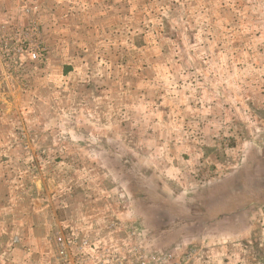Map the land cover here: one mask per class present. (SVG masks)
Instances as JSON below:
<instances>
[{
  "label": "rangeland",
  "instance_id": "1",
  "mask_svg": "<svg viewBox=\"0 0 264 264\" xmlns=\"http://www.w3.org/2000/svg\"><path fill=\"white\" fill-rule=\"evenodd\" d=\"M207 55L212 78L246 62L238 68L249 83L252 121L264 124V0H0V264H78L81 252L92 264L87 239L195 264L192 255L202 261L207 245L196 231L250 226L253 211L237 224L238 212L214 210L215 185L207 183L215 168L203 167L201 185L183 194L163 177L179 150L163 121L193 117L195 97L207 92L205 77L197 84L192 76L194 60ZM156 60L166 62L156 67L164 77L144 80L143 66ZM186 88L194 101L181 115L165 114L155 95ZM193 133L186 127L182 135ZM251 133L239 170L264 194V126L261 138ZM241 137L230 128L213 138L225 155ZM206 202L211 212L200 211ZM209 215L215 225L207 228ZM59 238H73L66 263Z\"/></svg>",
  "mask_w": 264,
  "mask_h": 264
},
{
  "label": "crops",
  "instance_id": "2",
  "mask_svg": "<svg viewBox=\"0 0 264 264\" xmlns=\"http://www.w3.org/2000/svg\"><path fill=\"white\" fill-rule=\"evenodd\" d=\"M199 47V45L196 46L197 51L200 49ZM223 48L224 47H220L219 49ZM194 61V68L197 74L193 72L192 76L195 77L197 84H199L201 79L205 77V83L207 86L206 94L202 96L198 95L195 97V100L199 99L200 102L206 100L207 102L205 105L200 102L193 103L195 113L192 118L181 115L184 112V109L181 110V108H184L188 103L191 104L194 101V95L191 93L194 89L186 88L185 91H176L174 93L176 96H164L161 92H158L155 95L161 110H166L165 114L174 115L173 112L168 113V111L175 112L178 110L177 113L181 115L179 120L165 118L163 121L161 119L163 123L169 124V126L175 130L173 131V135L174 132H176V148L179 149L177 153L176 150H174L173 153L175 154L173 158L168 157L169 161L167 162V165H165V169H163V177L167 180L169 178L173 179L174 186L179 187L180 192L183 194L185 191H188V188L191 189L190 187H194L196 184L201 183L199 179L203 178L201 176L203 167H206L207 165L209 168H215L213 169V172H211L212 176L210 181L207 183L208 185H215L210 192V195H213L218 200L216 201V206H213L214 210L238 212L237 215L231 218L233 222H238L237 224H241L243 217H247V212L253 211V220L250 226L248 224L244 229L238 231L234 229V231H232L233 229L229 228L227 232L225 231L219 235H212V232L210 233L208 230L196 231L199 234L202 233L205 235L203 236L205 240L197 241H204L207 245L200 247V249H202L201 251H203V254H201L202 261H198L197 263V255H192L196 260V262L194 261L195 264H263L264 194L263 192H258V190L253 191V188L255 187L250 188L247 177L244 176L245 171L239 170L242 168L241 163L247 161L244 156L240 154V148L241 146H244L245 132H250L249 135L253 132L256 138H261V135L259 136L258 132L263 129L264 126L262 121H255L254 118L252 121V114L255 112L251 110V100L247 101V94L245 95L249 83H247L243 72L238 68L246 62L238 60L232 68V73L228 72L227 75L224 74L223 79H221V76L219 78H212L215 75H210L211 73L209 69L214 65L211 55H207L205 59L200 60L199 62L197 59ZM162 63L166 62L156 60L148 63L145 67L143 66L141 74L143 75L144 80L147 77L150 81H156V79L158 81L161 80L164 76L161 74L160 70L156 74V67H163ZM221 64L222 66L225 65L223 60ZM102 67L105 68L104 66ZM234 67H237L238 69L236 70ZM201 70L203 71L202 76L198 75ZM211 79L212 81L210 82ZM250 80H253V78ZM214 82L216 83L217 88H220L221 90L226 88L228 94L224 93L223 90V92L213 91L212 88L215 87ZM230 88L236 89L237 94L232 92V95H230ZM234 93L236 94L238 101L231 103L229 95L233 97ZM228 106L230 107L229 109ZM253 106L255 110V104H253ZM233 117L240 119L243 118L245 121L238 126L237 124L239 122L237 120L234 122ZM246 119L248 122H246ZM187 122H191L193 126L189 125ZM186 127L187 129H191L192 127L195 131L193 137L190 136V134L182 135V132ZM230 128L241 131L242 139L239 143L237 142V147L226 152L225 156L224 152H221L217 143H215L213 137H215L218 132ZM200 132H203V137H199ZM256 138H254L253 141H256ZM166 139L167 135H165V140ZM219 179L221 180V183H219ZM259 180H261L260 183L264 185V177L259 178ZM260 183L254 182L257 186H259ZM216 185L218 186L216 187ZM176 197L181 196L177 195ZM205 204L206 208L200 211L203 212L208 209V211L211 212V204L209 205L207 202ZM193 206L195 207L194 210H198L195 204ZM204 218L205 217L202 216L203 220ZM209 218L211 223L207 228L211 226L214 227L215 219L211 215H209ZM226 219L227 218H224L223 220Z\"/></svg>",
  "mask_w": 264,
  "mask_h": 264
},
{
  "label": "built area",
  "instance_id": "3",
  "mask_svg": "<svg viewBox=\"0 0 264 264\" xmlns=\"http://www.w3.org/2000/svg\"><path fill=\"white\" fill-rule=\"evenodd\" d=\"M33 57L36 58L37 55L33 54ZM73 238L68 242L64 241L63 238H59L60 249L59 256H61L62 261L65 263L69 260V249L73 245ZM83 245L90 246L91 249L94 248L91 258H93L92 264H181L180 262L173 259V262H170V259L164 255L152 254L154 252H148L142 248L134 246L129 252L126 251H113L101 246L95 247L90 242V240H83ZM78 264H88V261L85 259L87 254L81 252L77 255Z\"/></svg>",
  "mask_w": 264,
  "mask_h": 264
}]
</instances>
